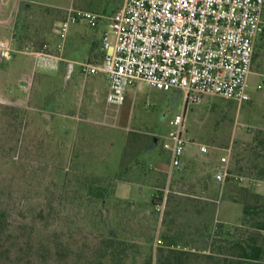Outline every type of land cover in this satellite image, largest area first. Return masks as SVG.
<instances>
[{"label":"rangeland","instance_id":"obj_1","mask_svg":"<svg viewBox=\"0 0 264 264\" xmlns=\"http://www.w3.org/2000/svg\"><path fill=\"white\" fill-rule=\"evenodd\" d=\"M17 2L0 32L14 37L13 58L0 62V206L17 230L0 242L12 249L0 264H226L239 239L258 234L264 246V147L251 150L264 139V34L243 103L185 106L179 91L138 82L114 108L105 76L81 73L89 62L65 79L69 62L47 68L34 53L48 45L60 57L64 13L114 16L123 0ZM91 30L72 23L67 37ZM184 109L191 143L173 170L162 144ZM256 199L262 208L245 215Z\"/></svg>","mask_w":264,"mask_h":264},{"label":"built area","instance_id":"obj_2","mask_svg":"<svg viewBox=\"0 0 264 264\" xmlns=\"http://www.w3.org/2000/svg\"><path fill=\"white\" fill-rule=\"evenodd\" d=\"M101 20L91 12L70 10L57 32L65 35L69 25L78 22L94 28ZM263 34L264 0H123L102 32L101 62L82 64L81 73L105 76L106 103L114 108L138 82L179 91L185 106L204 96L243 103L248 100L247 78ZM13 39V35L0 39V62L12 58ZM46 51L44 45L34 53L37 62L55 68L59 58ZM171 124L175 130L162 147L169 154L170 169L180 170L191 143L185 137V109ZM207 150L205 145L198 148L200 154Z\"/></svg>","mask_w":264,"mask_h":264},{"label":"crops","instance_id":"obj_3","mask_svg":"<svg viewBox=\"0 0 264 264\" xmlns=\"http://www.w3.org/2000/svg\"><path fill=\"white\" fill-rule=\"evenodd\" d=\"M17 6H18L17 0H2V3L0 0V8H1L0 9V32L4 30H8L10 27L13 26L14 24L13 23L14 13L13 12H15V9L17 8ZM65 15L66 13H64L62 20L64 19ZM109 17L111 16L103 17L100 23L98 24V26L94 28L90 27L92 30L89 31L87 34H74V33L72 34L71 32L67 37V32L65 33V35H60L58 33L64 45H63V50L60 53V57H59L57 65L59 67L60 62H69V64L66 65V70H67V67L70 65L69 67L70 68L69 69L70 78H72V76L74 75L75 65L79 61L85 60L89 62L90 64H98L101 62L103 58V52L101 50V35L103 31L108 30V18ZM60 22L57 24V29L60 25ZM1 38H4V37H1ZM46 46H47L46 52L49 54H52V52H50L51 50L50 47L48 45ZM127 94H128V90L126 91L125 95Z\"/></svg>","mask_w":264,"mask_h":264},{"label":"trees","instance_id":"obj_4","mask_svg":"<svg viewBox=\"0 0 264 264\" xmlns=\"http://www.w3.org/2000/svg\"><path fill=\"white\" fill-rule=\"evenodd\" d=\"M256 49V48H255ZM255 55V54H254ZM14 115L17 117L18 115V111L17 110H13ZM256 146L253 147V149H251L252 151H256L258 148L260 147H264V139H256ZM257 154L260 155V152L257 151ZM241 169H239L240 171ZM245 192L250 193V191L246 190ZM250 194H253L252 192ZM261 199V197H258ZM262 200V199H261ZM259 201L256 199V202L253 206H249L247 205L244 208L243 213L245 215H253V214H257V210H259L260 208H262L263 205H259L258 204ZM19 210H23L22 208H19ZM10 209L8 206H0V242H2L4 237H13V232L11 231H17L15 230V227L13 226V222H11L10 217ZM52 212V211H51ZM26 226V225H24ZM261 230H264V222H262L259 225ZM18 229V228H17ZM20 230H23V228L21 227ZM261 238V235L255 234L252 235L250 234L248 237H246L245 239H239L237 240V242L235 243L237 252L233 253L235 255H232V259H228L226 260V264H264V246L262 245V243L259 241ZM14 244H11V247ZM119 246V244H111L110 247L108 248H113L111 251L113 252V256H119V251L117 252V247ZM1 248V246H0ZM11 248L10 247H3L2 246V250H0V259L1 258H9L10 254H11ZM117 253H114V252ZM100 258H104V255L100 256ZM78 264H94V262L92 261H85V263H81V260L77 261ZM77 264V263H76Z\"/></svg>","mask_w":264,"mask_h":264},{"label":"water","instance_id":"obj_5","mask_svg":"<svg viewBox=\"0 0 264 264\" xmlns=\"http://www.w3.org/2000/svg\"><path fill=\"white\" fill-rule=\"evenodd\" d=\"M70 67V65L67 67V70H66V77H65V79L68 77V75H69V68Z\"/></svg>","mask_w":264,"mask_h":264}]
</instances>
